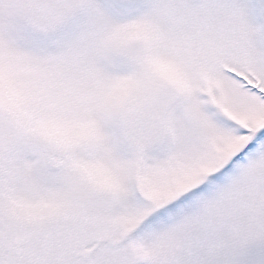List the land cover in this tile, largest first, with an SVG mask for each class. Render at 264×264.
<instances>
[{
  "label": "snow or ice",
  "instance_id": "snow-or-ice-1",
  "mask_svg": "<svg viewBox=\"0 0 264 264\" xmlns=\"http://www.w3.org/2000/svg\"><path fill=\"white\" fill-rule=\"evenodd\" d=\"M0 264H264V0H0Z\"/></svg>",
  "mask_w": 264,
  "mask_h": 264
}]
</instances>
